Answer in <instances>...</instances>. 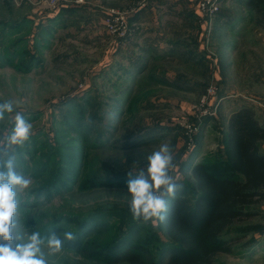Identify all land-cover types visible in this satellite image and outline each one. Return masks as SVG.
Returning a JSON list of instances; mask_svg holds the SVG:
<instances>
[{
	"label": "rangeland",
	"instance_id": "obj_1",
	"mask_svg": "<svg viewBox=\"0 0 264 264\" xmlns=\"http://www.w3.org/2000/svg\"><path fill=\"white\" fill-rule=\"evenodd\" d=\"M75 1L66 0L49 12L38 10L31 0H0V102L13 101L15 111L32 124L30 139L11 152L16 170L31 179L29 188L17 195L14 232H55L62 240L63 233L72 232L75 239L64 240L60 252L44 249L48 264H166L182 259L171 250L163 223L133 219L129 172L168 143L176 164L172 175L182 185L175 198L192 204L189 171L221 148L230 109L225 90L264 89L258 58L247 55L250 48L240 45L242 30L237 29L241 23L264 28L259 24L264 22V0H217L211 30L203 28L200 0H189V14L167 9L160 14V25L169 22L171 44L163 53L169 60L138 86L133 83L139 74L128 62L136 59L131 49L119 50L124 40L104 30V15L96 8L90 15L86 2ZM183 37L190 39L186 46ZM199 63L208 67L205 73ZM210 86L214 95L200 106ZM234 100L254 105L248 97ZM14 116L6 114L0 121V139L14 126ZM244 210L250 218L225 232L240 241L230 254L216 256L214 264H264V202Z\"/></svg>",
	"mask_w": 264,
	"mask_h": 264
},
{
	"label": "trees",
	"instance_id": "obj_2",
	"mask_svg": "<svg viewBox=\"0 0 264 264\" xmlns=\"http://www.w3.org/2000/svg\"><path fill=\"white\" fill-rule=\"evenodd\" d=\"M262 143L264 125L251 107L242 106L228 116L221 148L189 171L195 191L192 204L180 198L169 202L164 232L171 250L182 259L166 264H214L219 254L231 253L240 237H227L225 232L250 218L244 207L264 202Z\"/></svg>",
	"mask_w": 264,
	"mask_h": 264
},
{
	"label": "clouds",
	"instance_id": "obj_3",
	"mask_svg": "<svg viewBox=\"0 0 264 264\" xmlns=\"http://www.w3.org/2000/svg\"><path fill=\"white\" fill-rule=\"evenodd\" d=\"M11 100L0 102V121L6 114L14 116V126L0 139V264H48L44 249L49 254L61 251L64 240H74L72 232L61 236L53 232L42 236L39 231H26L17 236L18 200L17 195L31 185V179L16 170L17 158L11 154L15 146H22L30 139L32 124L21 112L15 111ZM176 164L174 154L168 143L146 157L143 167L129 172L127 191L129 211L133 219L145 223H164L169 211V198H175L182 188L172 175Z\"/></svg>",
	"mask_w": 264,
	"mask_h": 264
},
{
	"label": "crops",
	"instance_id": "obj_4",
	"mask_svg": "<svg viewBox=\"0 0 264 264\" xmlns=\"http://www.w3.org/2000/svg\"><path fill=\"white\" fill-rule=\"evenodd\" d=\"M83 1L86 2L87 7L86 6L84 7L88 9L90 15H95L91 13H96L95 10L96 8L97 14H103L104 17L107 15V13L110 10L126 11L139 5L138 6L139 8L135 12V14L129 19V22L133 28L132 36L122 41V43H120V46H118L119 50H124V51L130 48L134 54L133 56L136 58L134 60L137 63H135L134 60L128 61L132 63L131 65L133 67H136L135 70L139 74L135 76L137 81L135 80V82L133 83V85L136 83V86H138V83H142L145 77L146 78H150L153 76L155 77L154 68L157 69L163 68V66H165L164 63L169 60L168 56L163 55V53L166 52L165 50L167 49V46H170L171 44L169 43L170 37L167 28L169 22H167V24L165 23L160 25V14L166 13L167 9L170 10V8L172 7L176 8V10L172 12L174 14L185 15L184 13L189 14L191 12L189 0H124L120 4H111V3L109 4L105 2L101 3L100 1H98V4H95L94 2L96 1L94 0H83ZM212 28L215 27H212L211 24L210 30ZM239 28L242 30L238 39L240 45H242V47L250 48L248 49L250 51L247 53V55L251 57L255 56L258 58L259 66L257 68L262 72V74H259L258 77H264V28L256 27L255 24L254 26H252L251 24H247V23H241L240 26L237 27V29ZM184 32H185V27H184ZM255 36L256 38L254 39ZM180 40L181 39H178V44ZM182 40H183L182 43L185 46L187 42H190V39L188 38H184ZM251 40H253L252 43H250ZM253 43L256 46H254ZM257 43L260 44L261 50L257 49L258 47ZM199 44L201 43L199 42ZM176 56L178 58L181 55H174L173 57ZM198 65H200L201 69H203V73H205V71L208 68L206 67V64L203 65L199 63ZM240 69H242V67H240ZM164 70L165 69H162V71ZM181 72L184 73V70H181ZM132 74L134 73L132 72ZM163 75H165V73ZM249 75L250 73L248 74V76ZM144 84L147 85L148 82L145 81ZM229 90L230 89L225 90L226 94L230 95L229 98H226V100L229 101L230 107L228 108L230 109L228 111V115L225 118V121L233 111L237 110L242 106H248L254 110L255 117L259 122V124L264 125V107H262L257 103H254V105L248 104L246 102L238 104L236 102L237 100H234L236 96L237 97L240 96L243 99H246L248 97L252 100L255 101L258 100L261 102V99H264V89H248L247 86V89H241L240 92L234 89L233 91L231 90L229 92ZM242 94H248V95H242ZM230 98H234V99H230ZM261 147L262 149H264V143L261 144ZM260 247H264V246L261 245Z\"/></svg>",
	"mask_w": 264,
	"mask_h": 264
},
{
	"label": "built area",
	"instance_id": "obj_5",
	"mask_svg": "<svg viewBox=\"0 0 264 264\" xmlns=\"http://www.w3.org/2000/svg\"><path fill=\"white\" fill-rule=\"evenodd\" d=\"M34 6L38 10H45L49 12H55L58 7L66 0H31ZM76 4H84L83 0H76ZM139 5L126 10V11H114L110 10L103 18L102 25L104 30L114 37L116 40H126L132 35L133 28L129 22V19L135 14ZM217 0H200L198 3V12L205 20V28L210 30L212 24V17L218 12ZM207 92L201 97L199 103L200 106H204L208 103V98L214 95V88L208 87ZM251 102L257 103L264 107V101H255L251 99ZM209 114L204 112V115Z\"/></svg>",
	"mask_w": 264,
	"mask_h": 264
},
{
	"label": "water",
	"instance_id": "obj_6",
	"mask_svg": "<svg viewBox=\"0 0 264 264\" xmlns=\"http://www.w3.org/2000/svg\"><path fill=\"white\" fill-rule=\"evenodd\" d=\"M199 1V0H198Z\"/></svg>",
	"mask_w": 264,
	"mask_h": 264
}]
</instances>
